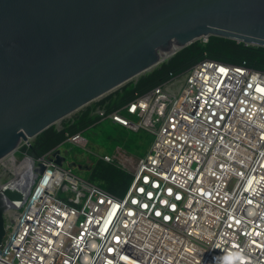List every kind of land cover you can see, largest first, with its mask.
Here are the masks:
<instances>
[{
    "label": "built area",
    "instance_id": "built-area-1",
    "mask_svg": "<svg viewBox=\"0 0 264 264\" xmlns=\"http://www.w3.org/2000/svg\"><path fill=\"white\" fill-rule=\"evenodd\" d=\"M104 98L81 110L154 136L125 159L126 193L57 165L60 146L33 161L23 143L13 172L32 184L5 212L0 264H264V70L205 56L114 110Z\"/></svg>",
    "mask_w": 264,
    "mask_h": 264
},
{
    "label": "water",
    "instance_id": "water-1",
    "mask_svg": "<svg viewBox=\"0 0 264 264\" xmlns=\"http://www.w3.org/2000/svg\"><path fill=\"white\" fill-rule=\"evenodd\" d=\"M211 36L264 48V0H0V164ZM16 178L0 185V245L31 189Z\"/></svg>",
    "mask_w": 264,
    "mask_h": 264
},
{
    "label": "trees",
    "instance_id": "trees-1",
    "mask_svg": "<svg viewBox=\"0 0 264 264\" xmlns=\"http://www.w3.org/2000/svg\"><path fill=\"white\" fill-rule=\"evenodd\" d=\"M205 56L227 63H246L250 67L264 70L263 47L247 46L232 39L211 36L207 43L197 41L138 81L130 82L108 95L101 104L110 101L109 110H114L131 101L137 94H143L172 76L181 74ZM98 121L100 118L94 114L93 108L81 110L72 118L64 120L62 129L53 126L41 133L30 147H24V152L35 159L41 157L67 141L69 136L81 132ZM91 178L95 184L109 192L123 196L131 183L132 175L114 163L100 158L91 167Z\"/></svg>",
    "mask_w": 264,
    "mask_h": 264
},
{
    "label": "rangeland",
    "instance_id": "rangeland-1",
    "mask_svg": "<svg viewBox=\"0 0 264 264\" xmlns=\"http://www.w3.org/2000/svg\"><path fill=\"white\" fill-rule=\"evenodd\" d=\"M122 114L126 115V112L123 111ZM81 132L85 138L83 143L65 141L60 145V149L66 157L64 167L71 169L80 179L91 183H95L91 178V167L97 159L102 158L130 172L131 167L125 166V159L138 161L148 152L154 141L152 134L144 130L132 131L111 119L100 120ZM16 155L19 165L23 166L24 155L19 152ZM13 171L1 163L0 184L4 185L13 180Z\"/></svg>",
    "mask_w": 264,
    "mask_h": 264
},
{
    "label": "bare ground",
    "instance_id": "bare-ground-1",
    "mask_svg": "<svg viewBox=\"0 0 264 264\" xmlns=\"http://www.w3.org/2000/svg\"><path fill=\"white\" fill-rule=\"evenodd\" d=\"M2 163L4 164V166L6 168H11V169H13L15 171V164H14L15 163V158L13 156L12 157L10 156V157L6 158L5 160H3ZM16 180H17V178L16 179L13 178V180L11 181V183L13 184L14 182H16ZM0 185L3 186L2 184H0ZM1 189H5V187L4 188H1Z\"/></svg>",
    "mask_w": 264,
    "mask_h": 264
}]
</instances>
